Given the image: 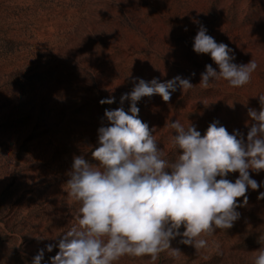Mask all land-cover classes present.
I'll return each instance as SVG.
<instances>
[{
	"label": "rangeland",
	"instance_id": "374dc122",
	"mask_svg": "<svg viewBox=\"0 0 264 264\" xmlns=\"http://www.w3.org/2000/svg\"><path fill=\"white\" fill-rule=\"evenodd\" d=\"M201 25L232 49L234 63L255 60L248 84L199 85L205 65L219 71L210 54L193 51ZM178 75L194 86L178 87L168 103L159 95L137 102L169 163L182 154L172 144L174 120L195 125L201 136L218 121L246 139V124L253 123L248 110L259 111L264 94V0H0V264H32L41 250V264H51L79 208L67 195L66 173L74 156L95 163L91 150L108 123L105 109L129 110L121 96L131 92L133 78L164 82ZM249 172L264 182V170ZM260 192L264 183L248 190L233 227L202 235L206 248L196 251L177 236L171 247L179 257L165 251L155 264H253L254 251L264 247ZM115 264H150V258L126 255Z\"/></svg>",
	"mask_w": 264,
	"mask_h": 264
},
{
	"label": "clouds",
	"instance_id": "9594fccd",
	"mask_svg": "<svg viewBox=\"0 0 264 264\" xmlns=\"http://www.w3.org/2000/svg\"><path fill=\"white\" fill-rule=\"evenodd\" d=\"M193 51L210 54L219 68L205 65L199 82L205 89L217 79L233 88L243 87L258 67L252 59L247 64L234 63L232 49L217 43L203 25L194 37ZM133 80L131 92L121 96V105L130 100L129 110L105 109L108 123L98 128L97 144L91 150L95 163L83 155L73 157L66 189L79 208L75 223L58 241L59 251L51 264H115L126 255L147 256L155 264L165 251L179 257L181 251L171 247L177 236L199 251L207 247L202 235L233 227L241 215L237 209L248 204V190H258L264 183L249 172L264 170V94L258 95L260 110H248L253 123L246 124V139L238 130L229 133L218 126V121L209 124L203 136L191 123L185 127L179 120L171 121L172 144L182 154L169 163L164 149L157 146L156 128L150 129L139 118L137 102L159 95L168 103L178 87L186 92L194 85L179 75L164 82ZM113 102L114 97L100 101ZM237 172L234 182L226 178ZM238 198H243L242 204ZM257 199H264V192ZM47 250L52 251V246ZM254 252L253 264H264V247ZM42 260L43 250L32 264Z\"/></svg>",
	"mask_w": 264,
	"mask_h": 264
}]
</instances>
